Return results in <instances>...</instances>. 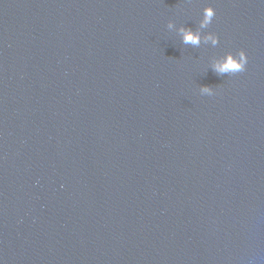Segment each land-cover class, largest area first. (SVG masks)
<instances>
[{
    "label": "water",
    "instance_id": "1",
    "mask_svg": "<svg viewBox=\"0 0 264 264\" xmlns=\"http://www.w3.org/2000/svg\"><path fill=\"white\" fill-rule=\"evenodd\" d=\"M0 264H264V0H0Z\"/></svg>",
    "mask_w": 264,
    "mask_h": 264
},
{
    "label": "clouds",
    "instance_id": "2",
    "mask_svg": "<svg viewBox=\"0 0 264 264\" xmlns=\"http://www.w3.org/2000/svg\"><path fill=\"white\" fill-rule=\"evenodd\" d=\"M215 14V10L211 7L206 9L205 11V20L206 22L212 18ZM185 42L186 43H198L199 37L197 34L192 33L190 30L185 32ZM247 63V55L244 51H241L238 57L229 55L226 61L218 67V71L220 72H239L244 70L245 65Z\"/></svg>",
    "mask_w": 264,
    "mask_h": 264
}]
</instances>
